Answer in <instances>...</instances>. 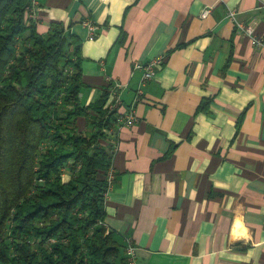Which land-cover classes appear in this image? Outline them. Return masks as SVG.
<instances>
[{"label":"crops","instance_id":"0c3cea01","mask_svg":"<svg viewBox=\"0 0 264 264\" xmlns=\"http://www.w3.org/2000/svg\"><path fill=\"white\" fill-rule=\"evenodd\" d=\"M36 1L38 34L58 23L80 44L83 109L105 94L107 109L121 83L125 115L136 65L163 57L134 124L109 142L104 224L122 247L132 242V264H264V0ZM96 116L77 117L76 130L89 133Z\"/></svg>","mask_w":264,"mask_h":264},{"label":"trees","instance_id":"16d2710c","mask_svg":"<svg viewBox=\"0 0 264 264\" xmlns=\"http://www.w3.org/2000/svg\"><path fill=\"white\" fill-rule=\"evenodd\" d=\"M29 8L0 0V264H129L104 224L115 113L106 94L78 106L80 44L58 23L38 34Z\"/></svg>","mask_w":264,"mask_h":264},{"label":"built area","instance_id":"2783aa9c","mask_svg":"<svg viewBox=\"0 0 264 264\" xmlns=\"http://www.w3.org/2000/svg\"><path fill=\"white\" fill-rule=\"evenodd\" d=\"M36 4H37L36 0H30V8L28 10V17L29 18H32V19L34 18V9H35ZM209 13H210V9L205 8L201 11L200 17L206 18L209 15ZM227 19H228V21H230L231 23L234 24V26L238 32L244 33L245 35H247L250 38L251 44L253 46L258 47L260 45V41L253 36V30H252L251 26L244 25L242 23L237 22L235 19L234 12L228 11ZM83 26L85 27V29L88 33L87 38L89 40H93L95 38V29H96L95 24L92 22L86 21L85 23H83ZM162 62H163V57H157V58L151 60L150 62H148L146 64H137L136 65V68L142 72V75H141L139 86L135 90L133 102H132L131 106L128 108V111L125 115H123V114L121 115L118 113V109L120 108L121 103L119 102L118 97H116L117 91L119 89H121L122 86L119 85L118 83H114L113 85L109 86L108 93L112 96L113 101L109 105L107 110H108V112L115 113V116H116L115 126H122V125L123 126H132L134 124V122H135L134 109H135V105L141 101V98L143 96V90L142 89L148 82H150L155 77L156 72L159 69V67L161 66ZM116 112L118 114H116ZM102 132L105 133L106 135H112L113 129H104ZM112 181H113V172L110 169L108 171V174H107V182L109 183V186L111 185ZM134 250H135V248H134L132 242L129 239H127L126 240L125 255L127 257V262L129 264H132L134 262V258H135Z\"/></svg>","mask_w":264,"mask_h":264},{"label":"rangeland","instance_id":"374dc122","mask_svg":"<svg viewBox=\"0 0 264 264\" xmlns=\"http://www.w3.org/2000/svg\"><path fill=\"white\" fill-rule=\"evenodd\" d=\"M118 84L121 85L122 88L124 87L121 83H118ZM122 88H121V89H122ZM119 90H120V89H119ZM119 90H118V91H119ZM118 91H117V92H118ZM68 175H69L68 173L64 172V174H63V179H67Z\"/></svg>","mask_w":264,"mask_h":264}]
</instances>
